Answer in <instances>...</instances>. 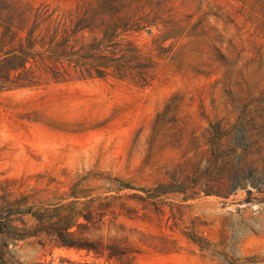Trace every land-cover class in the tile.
<instances>
[{
    "label": "rangeland",
    "instance_id": "374dc122",
    "mask_svg": "<svg viewBox=\"0 0 264 264\" xmlns=\"http://www.w3.org/2000/svg\"><path fill=\"white\" fill-rule=\"evenodd\" d=\"M103 1L0 0L28 19L14 43L0 27V66L39 11L45 52L0 73V264H264V0H116L79 23ZM55 35L81 57H48ZM97 197L118 217L85 235L125 256L34 236L32 211Z\"/></svg>",
    "mask_w": 264,
    "mask_h": 264
},
{
    "label": "trees",
    "instance_id": "16d2710c",
    "mask_svg": "<svg viewBox=\"0 0 264 264\" xmlns=\"http://www.w3.org/2000/svg\"><path fill=\"white\" fill-rule=\"evenodd\" d=\"M115 1L104 0L97 9H87L79 23L84 22L90 16V13H93L92 17H95L102 12L115 10V6H113ZM5 8L0 7V27L3 28L2 43L10 44L14 43L16 39L14 30H22L28 19L25 17V12L6 15L2 11ZM117 9L119 12V7ZM43 15L44 13L41 11L36 13L33 28L26 39L27 43L21 40L17 47L11 51V53L15 54L0 66V73H6V78H9L12 71L22 69L24 71L17 76V79H26L29 76V71L26 70L27 60L32 57L35 62H38V56H41L42 59V55L45 52L41 54L33 53L31 48L44 41V37L39 41L34 35L36 27L40 24L39 20ZM55 39L56 35L48 43L44 42V45L48 44V48L46 49L48 57L56 61L69 56L81 57L82 52L80 50L70 53L66 52L65 43L67 40L55 42ZM8 63H12L13 65L11 66ZM75 65L82 66L83 64L80 61H75ZM49 69L55 75L60 74L59 71L55 70V67H49ZM115 199L108 197L90 198L84 202L75 201L67 204H57L43 210L32 211L31 215L36 220L34 236L43 234L62 246L100 254L108 252L110 257H123L131 250L128 246L123 245L120 240L106 239L103 235H98L97 237L85 235L89 229L102 230L103 225L108 220V216L111 217L110 222L114 223L116 221L118 214L112 209ZM121 208L124 209L123 205H121Z\"/></svg>",
    "mask_w": 264,
    "mask_h": 264
}]
</instances>
